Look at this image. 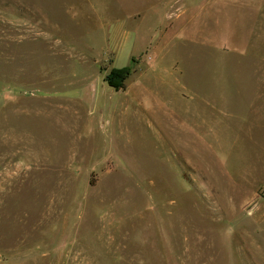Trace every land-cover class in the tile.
<instances>
[{
	"label": "rangeland",
	"instance_id": "374dc122",
	"mask_svg": "<svg viewBox=\"0 0 264 264\" xmlns=\"http://www.w3.org/2000/svg\"><path fill=\"white\" fill-rule=\"evenodd\" d=\"M0 264H264V0H0Z\"/></svg>",
	"mask_w": 264,
	"mask_h": 264
},
{
	"label": "trees",
	"instance_id": "16d2710c",
	"mask_svg": "<svg viewBox=\"0 0 264 264\" xmlns=\"http://www.w3.org/2000/svg\"><path fill=\"white\" fill-rule=\"evenodd\" d=\"M130 72L128 67H124L121 69H114L111 71L109 76L106 79L107 84L114 88L119 89L123 87V81L126 79Z\"/></svg>",
	"mask_w": 264,
	"mask_h": 264
}]
</instances>
